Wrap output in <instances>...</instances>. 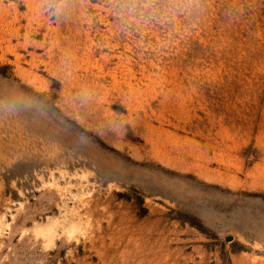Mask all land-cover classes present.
<instances>
[{"label": "rangeland", "instance_id": "374dc122", "mask_svg": "<svg viewBox=\"0 0 264 264\" xmlns=\"http://www.w3.org/2000/svg\"><path fill=\"white\" fill-rule=\"evenodd\" d=\"M0 264H264V0H0Z\"/></svg>", "mask_w": 264, "mask_h": 264}]
</instances>
